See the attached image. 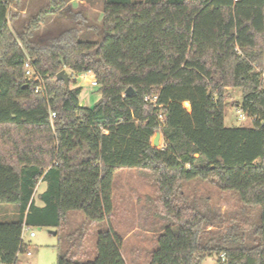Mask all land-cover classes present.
<instances>
[{"label": "trees", "instance_id": "obj_1", "mask_svg": "<svg viewBox=\"0 0 264 264\" xmlns=\"http://www.w3.org/2000/svg\"><path fill=\"white\" fill-rule=\"evenodd\" d=\"M69 1L50 0L14 30L23 0H0V205L18 211L0 221V264H24V226L60 232L72 212L110 222L121 170L157 186L166 223L149 264H264V0H104L100 26L65 16ZM50 20L54 31L41 35ZM83 32L97 41H81ZM28 59L43 85L27 79ZM65 69L69 88L57 79ZM84 73L101 94L92 108L72 87ZM229 89L242 90L250 127L226 126ZM195 180L236 193L257 220L245 229L207 199L190 200L183 185ZM123 245L110 228L97 235L94 261L68 252L57 264H127Z\"/></svg>", "mask_w": 264, "mask_h": 264}, {"label": "rangeland", "instance_id": "obj_2", "mask_svg": "<svg viewBox=\"0 0 264 264\" xmlns=\"http://www.w3.org/2000/svg\"><path fill=\"white\" fill-rule=\"evenodd\" d=\"M103 4L104 0H71L65 5L62 12L65 14L67 10L70 11L65 14V16L68 14L69 19V15L79 16L82 13L90 24L100 26L103 22ZM49 5L50 0H23L22 11L13 9L19 15L12 28L18 29L24 22L37 16L41 10L48 9ZM61 20L64 25L70 24L64 18ZM53 24L51 20L48 24H42L39 33L44 35L46 32L54 31ZM80 40L97 41V37L92 33L83 32ZM72 87L83 88L80 97L83 107L92 108L101 99L99 86L92 87L77 79ZM242 101V90H228L225 101V124L227 127H250L252 125V122L239 107ZM185 107L190 110L189 105L186 104ZM162 144L161 135L157 148H161ZM45 189L46 185L41 183L35 193L39 205L41 204L39 196ZM183 191L190 200L207 199L211 207L219 210L227 219L239 221L245 229L258 218V209L244 208L236 193L222 191L213 182L195 180L185 183ZM158 202L157 186L150 175L138 170L118 171L113 184L114 213L110 222L90 225L82 213L72 212L60 232L55 229L32 227L30 231L23 233V240L31 255L22 254L19 259L24 264H57L59 253L66 255L70 252V257L76 262H92L96 259L98 233L109 231L112 228L124 238L122 254L127 264H149L151 254L157 248V238L161 233L162 226L166 223ZM17 213V207L14 205H0L1 222L16 220ZM32 232L35 233L34 238L30 237ZM74 232H78L76 237L79 240V246L71 249L67 236ZM215 263V257L208 258L204 262V264Z\"/></svg>", "mask_w": 264, "mask_h": 264}, {"label": "built area", "instance_id": "obj_3", "mask_svg": "<svg viewBox=\"0 0 264 264\" xmlns=\"http://www.w3.org/2000/svg\"><path fill=\"white\" fill-rule=\"evenodd\" d=\"M66 70V69H65ZM67 71V70H66ZM26 77H27V79L29 80V81H31V80H37V81H39L40 83H41V85H43V80H42V77H40L38 74H37V72H36V70H35V68H34V66H33V62H32V60L31 59H28L27 60V62H26ZM78 79H80L82 82H84V83H86V84H89L90 86H92V87H97L98 86V82H97V80H96V77L93 75V74H90V73H84V74H80L78 77H77ZM40 89V87L39 88H37V91ZM156 100H157V98L155 97L154 99H153V102H156ZM55 117V114L54 113H52L51 114V118H54ZM30 227H27V226H24V228H23V233L25 232V231H30ZM30 237L31 238H34L35 237V233H30ZM20 254V253H19ZM19 254H18V256H19ZM27 256H30L31 255V253H30V251H27L26 253H25ZM222 262L224 263V262H226V258H225V256L223 255L222 256Z\"/></svg>", "mask_w": 264, "mask_h": 264}, {"label": "water", "instance_id": "obj_4", "mask_svg": "<svg viewBox=\"0 0 264 264\" xmlns=\"http://www.w3.org/2000/svg\"><path fill=\"white\" fill-rule=\"evenodd\" d=\"M57 79H58L59 81H63V82L66 84L67 88L70 87V76H69V74L66 72V70L61 71V72L57 75ZM131 93H132V89H129V90L127 91V94L130 95ZM160 137H161L160 133H157V134H156V137H155V139H154V142H153V146H154V147H157V146L159 145Z\"/></svg>", "mask_w": 264, "mask_h": 264}, {"label": "crops", "instance_id": "obj_5", "mask_svg": "<svg viewBox=\"0 0 264 264\" xmlns=\"http://www.w3.org/2000/svg\"><path fill=\"white\" fill-rule=\"evenodd\" d=\"M123 255V254H122ZM125 259V258H124ZM126 261V260H125ZM127 263V262H126Z\"/></svg>", "mask_w": 264, "mask_h": 264}]
</instances>
